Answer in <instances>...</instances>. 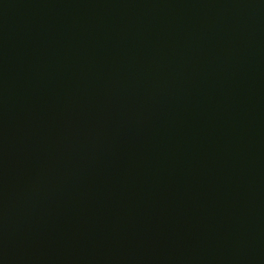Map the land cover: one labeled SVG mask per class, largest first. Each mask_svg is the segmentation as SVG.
<instances>
[{
	"label": "water",
	"instance_id": "1",
	"mask_svg": "<svg viewBox=\"0 0 264 264\" xmlns=\"http://www.w3.org/2000/svg\"><path fill=\"white\" fill-rule=\"evenodd\" d=\"M0 264H264V0H0Z\"/></svg>",
	"mask_w": 264,
	"mask_h": 264
}]
</instances>
